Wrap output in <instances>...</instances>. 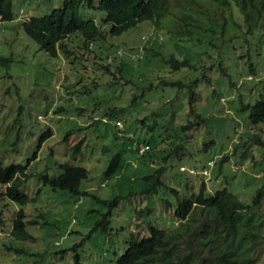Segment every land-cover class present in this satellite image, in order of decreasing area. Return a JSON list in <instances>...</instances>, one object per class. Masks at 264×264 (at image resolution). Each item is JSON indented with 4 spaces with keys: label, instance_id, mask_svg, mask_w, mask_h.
<instances>
[{
    "label": "rangeland",
    "instance_id": "1",
    "mask_svg": "<svg viewBox=\"0 0 264 264\" xmlns=\"http://www.w3.org/2000/svg\"><path fill=\"white\" fill-rule=\"evenodd\" d=\"M61 1L13 0L15 17L0 22V56L10 57L7 64L0 63V161L4 165H26L25 175H19V188L29 197L27 202L19 204L5 195V184L0 183V264H75V253L79 264H112L123 251L130 231L139 237L147 233V222L161 227L168 226L173 220L175 199L163 187L140 197L139 193L128 195L138 189L137 181L119 182L114 177H101L110 156L123 145V138L113 137L114 122L98 120L84 127L83 124L84 119L99 114L105 107L124 106L133 94L138 105L146 103L142 102L143 98L159 97L163 80L179 71H167L164 44L144 43L160 50V53L146 60L134 58L135 62L139 60V65L130 66L125 49H136V41L141 34L151 31L150 21H139L127 30L111 35L108 24L102 21L103 11L87 6L85 0L79 5L78 13L82 18H92L102 36L88 42L87 51L84 48L79 51L81 41L78 33L66 36V46L70 45V49L82 54L76 59L59 51L55 55L47 54L23 31L20 22L28 16L49 12ZM96 1L92 0L93 3ZM182 48V52L199 65L203 62L207 65V55H215L213 48L206 43ZM118 56L127 65L120 70L116 68L120 61ZM220 60L228 68L231 86L224 85L223 76L217 78L223 75L218 61L203 69L210 76V81H204L205 87L195 90L191 106L184 104L182 112H190L192 118L197 119L193 114L195 108L207 118L205 121L198 118L197 124L187 128L189 154L185 151L187 156L179 160L172 156L169 169L172 176L175 173L176 179L179 172L175 162L179 161V170L187 166L192 174L200 171L208 188L224 185L241 201L248 202L255 190L264 184V155L259 148L251 151L253 159H240L242 163H239L236 153H231L228 157L230 162L224 166L225 175L217 179H213L211 165L230 144L234 125L237 133L245 127L246 111L232 107L237 103V91L245 100L264 97V77L261 81L249 79L244 67L246 63L242 66L241 61L226 58V55ZM102 64L107 65L108 70H103ZM235 65L239 66L233 68ZM193 73L195 70L190 72L191 75ZM150 83L151 88L147 90ZM211 88H215L214 95H208L207 90ZM142 89L145 90L143 93ZM185 95L182 93L178 97L185 100ZM79 107L83 108L82 113H77ZM126 113L128 118L123 122L124 131L133 126L128 116L131 111L127 109ZM177 122L184 123V117L177 115ZM47 129L50 134L39 140ZM69 129L72 132L65 136ZM76 142H80V147L75 150L72 145ZM242 142L248 146V140ZM204 144L205 147L201 148ZM124 154L126 162L133 158L127 149ZM64 163L87 169V177L80 181V186L87 189L88 194L77 196L67 190L52 189L42 180L43 174L55 177L62 170L60 164ZM129 169L126 164L124 171ZM166 181L169 183L171 179ZM189 182L196 192L198 183H193V178ZM114 195H120V200L117 205H109L107 201ZM162 197L171 201V207L164 204L162 209L159 203ZM19 207L24 211L26 234L12 227V219ZM140 207L144 212L134 214V209ZM108 209L109 227L93 228L98 217ZM254 209L258 218L264 219V193ZM200 217L201 214H195L194 220L198 221ZM256 240L251 257L260 264L264 260V221ZM204 254L206 262L202 264L215 257L206 250H201L198 256Z\"/></svg>",
    "mask_w": 264,
    "mask_h": 264
},
{
    "label": "trees",
    "instance_id": "2",
    "mask_svg": "<svg viewBox=\"0 0 264 264\" xmlns=\"http://www.w3.org/2000/svg\"><path fill=\"white\" fill-rule=\"evenodd\" d=\"M81 2L82 0H62L59 6L53 7L47 13L22 19L21 28L39 49L49 55H55L59 51L63 55H71L73 59L81 57L79 51L83 48L87 51V43L102 36L99 26L92 18H82L79 15ZM12 4L13 0H0V22L15 17ZM85 4L103 11L102 21L108 24V33L111 35L119 34L139 21H150L151 31L146 35L141 34L140 39L136 41V49H125L124 53L130 66L139 65V60L135 62L134 58L146 60L160 53V50L147 47L144 43L164 44L167 71H179L177 75L163 80L159 97L143 98L142 102L146 103L138 105V99L133 94L124 106L105 107L99 114L84 119L83 127L98 120L113 121V137L123 138V145L110 156L101 173L103 179L114 177L119 182L137 181L138 189L130 191L128 195L139 193V196L141 194L140 197H143L142 194L148 195L163 187L175 199L172 222L161 227L147 222V233L139 237L130 231L123 251L112 264H202L206 262V254L198 256L201 250L215 256H211L213 258H210L207 264H256L251 255L264 219L258 218L254 207L258 206L259 198L264 193V184L255 190L248 202H243L224 185L208 188L200 171L192 174L187 166L179 170V161L175 162L179 176L174 179L176 175H171L169 162L172 156L179 160L187 156L184 155L185 151L189 154L186 130L189 126L197 124L198 118L203 121L207 118L193 107L190 111L193 108L197 119H193L190 112H182L184 104L191 106L195 90L210 81V76L203 72L204 68L218 61V68L223 75L217 78L223 76L224 85L231 86L228 68L224 67L220 60L226 55V58L241 61L242 66L246 63L244 67L249 79L261 81L264 77V0H97L95 3L85 0ZM74 32L79 34L81 41L79 51L70 49V45L66 46L64 40ZM202 43H206L215 51V55H207V65L204 62L202 65L192 62L187 53L182 52V47L187 49V46L191 48ZM118 58L120 61L116 68L120 70L127 65L124 59L120 56ZM9 60L10 57L0 56V63L7 64ZM101 66L103 70H108L107 65ZM194 70L193 76L190 72ZM148 85L147 90L151 88V83ZM144 91L141 90L142 93ZM207 92L208 95H214L215 88L208 89ZM182 93L186 94L185 100L178 97ZM236 97L237 103L232 107L246 111L245 127L237 133L234 125L230 144L211 165L213 179L225 175L224 166L230 162L228 157L231 153L237 154L239 163L253 159L251 151L254 148H259L264 155V97L259 96L252 101L251 98L245 100L240 91H237ZM127 109L131 111L128 116L132 119L133 126L124 131L122 128L128 114ZM82 112L83 108L79 107L77 113ZM177 115H182L185 122H177ZM70 132L72 129L67 130L65 136ZM49 134L50 130L47 129L39 140ZM243 140H248V146L247 143L243 145ZM79 143L76 142L72 147L79 149ZM205 144L201 148H204ZM125 149L129 150L133 157L127 162ZM172 153L175 156L171 155ZM206 162L204 165L207 167ZM126 164L131 170L124 171ZM60 165L62 170L55 177L43 174L42 180L52 189L67 190L77 196L88 194V190L81 189L80 186V181L87 177V169L80 165ZM25 167L26 165L21 163L4 165L0 161V183L5 184L4 193L19 204H24L29 199L19 188V175H25ZM189 176L193 178V183H198L196 192L193 191L192 182H189L191 178L187 179ZM168 179H171V182L168 183ZM120 197L114 195L107 202L109 205H117ZM160 199L162 209L165 205L171 207L172 203L167 197ZM143 212L141 207L134 209L136 215ZM195 214H201L202 217L196 221ZM108 215L109 209L98 217L93 228L109 227ZM23 216L24 211L19 207L12 219V227L26 234ZM176 220L178 223H175ZM74 258V263L79 264L76 253ZM260 264H264V260Z\"/></svg>",
    "mask_w": 264,
    "mask_h": 264
}]
</instances>
